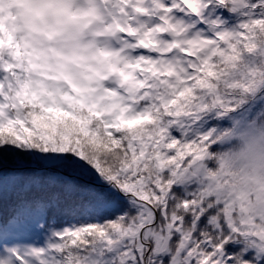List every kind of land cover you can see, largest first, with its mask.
Instances as JSON below:
<instances>
[{
	"label": "snow or ice",
	"instance_id": "obj_1",
	"mask_svg": "<svg viewBox=\"0 0 264 264\" xmlns=\"http://www.w3.org/2000/svg\"><path fill=\"white\" fill-rule=\"evenodd\" d=\"M24 2L0 264H264V0Z\"/></svg>",
	"mask_w": 264,
	"mask_h": 264
},
{
	"label": "clouds",
	"instance_id": "obj_2",
	"mask_svg": "<svg viewBox=\"0 0 264 264\" xmlns=\"http://www.w3.org/2000/svg\"><path fill=\"white\" fill-rule=\"evenodd\" d=\"M29 12L30 6L24 0H3L0 3V34L9 42L13 35H20Z\"/></svg>",
	"mask_w": 264,
	"mask_h": 264
}]
</instances>
